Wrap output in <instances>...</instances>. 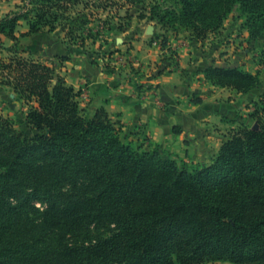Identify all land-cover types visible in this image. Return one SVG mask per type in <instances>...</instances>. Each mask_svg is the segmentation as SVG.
<instances>
[{
  "label": "trees",
  "instance_id": "trees-1",
  "mask_svg": "<svg viewBox=\"0 0 264 264\" xmlns=\"http://www.w3.org/2000/svg\"><path fill=\"white\" fill-rule=\"evenodd\" d=\"M107 1L21 0L0 19V34L13 41L0 61L1 84L29 105L26 123L35 132L20 133L0 115V264H264V97L251 103V125L239 123L211 163H178L123 139L104 109L87 117L79 92L52 67L22 56L19 37L59 27L69 42L95 40L90 18L76 8L104 10ZM173 1V8L151 7L147 18L202 39L238 7L248 39L264 40V0ZM21 21L28 31L17 36ZM174 57L169 51L171 65ZM130 72L143 88L140 71ZM202 75L239 94L263 83L240 67L208 66Z\"/></svg>",
  "mask_w": 264,
  "mask_h": 264
},
{
  "label": "crops",
  "instance_id": "crops-1",
  "mask_svg": "<svg viewBox=\"0 0 264 264\" xmlns=\"http://www.w3.org/2000/svg\"><path fill=\"white\" fill-rule=\"evenodd\" d=\"M19 6L21 0H0V19ZM99 9L98 18L109 23L102 36L95 35V40L86 39L80 45V39L69 42L65 28L59 27L19 37L22 56L52 67L74 92H79L77 101L87 117L104 109L112 121L119 123L126 141L144 150L157 147L178 163H211L236 128V111L254 102L262 85L239 94L212 85L202 75L203 70L208 66L240 67L259 74L256 67L249 65L252 54L259 56L264 49V40L259 38L260 48L255 49L258 39L249 40L242 26L238 29L232 22L226 24L228 20L217 32L202 39L184 30H164L147 18L148 12L124 0H108L106 8ZM89 21L87 28L94 33L96 20ZM119 23L123 25L121 30L117 29ZM27 31L26 23L21 21L15 34ZM162 40L164 47L160 45ZM12 45L11 39L0 34V61L9 57L5 49ZM169 51L175 54V65L166 59ZM130 63L140 71L136 81L143 88H137L129 79ZM162 65L165 70L157 74L153 68ZM106 67L114 69L115 75L109 74ZM0 95H7V118L20 116L27 127L29 105L11 87L1 84V79ZM27 129L30 136L35 133Z\"/></svg>",
  "mask_w": 264,
  "mask_h": 264
},
{
  "label": "rangeland",
  "instance_id": "rangeland-1",
  "mask_svg": "<svg viewBox=\"0 0 264 264\" xmlns=\"http://www.w3.org/2000/svg\"><path fill=\"white\" fill-rule=\"evenodd\" d=\"M142 9L146 12H148L150 10L151 7H156L158 11H162L164 9L167 8H173L175 7L174 1L173 0H145L142 4ZM140 6V7H141ZM83 8L81 5L78 6L76 8V10L81 11L80 9ZM100 9L96 8V7H89V9L85 10L84 13H86L88 15L89 18H93V19H99L101 20L102 18H98V15H100ZM109 19V18H108ZM227 23L232 22L233 24H236V27H238V29H240V27L242 26L241 23H243V19H242V13L240 12V10L238 9V7H235L233 9V11L231 12V14L229 15V17L227 18ZM258 43V48L255 49H259L260 45H261V40L258 39L257 40ZM253 47V46H252ZM251 50V49H250ZM254 50V49H252ZM260 56H255L252 54L251 56V63L249 65V68H257L262 80V86L260 89H258V92L260 95H257L256 97H254V101H257L259 99V97H264V57L259 58ZM1 81H4L1 76H0ZM232 96H230V100ZM240 100V99H239ZM242 100V99H241ZM245 100V99H244ZM236 100L233 99V102H235ZM246 103V102H245ZM252 102L250 103H246L245 105H241V103L239 105H241L240 109L236 111V119L235 120V125L234 127H237V125L239 123H245L247 126H250L252 121L247 117V114L249 113L250 109L252 108L251 105ZM249 105V106H248ZM0 113L2 115V117L7 119V95H0ZM12 120V125L14 126V128L20 132V133H24L27 136H30V132L27 129V127L24 125L23 120L20 118V116H15L13 115L11 117ZM105 233L103 230H95L92 229L91 230V235H97V234H103Z\"/></svg>",
  "mask_w": 264,
  "mask_h": 264
},
{
  "label": "built area",
  "instance_id": "built-area-1",
  "mask_svg": "<svg viewBox=\"0 0 264 264\" xmlns=\"http://www.w3.org/2000/svg\"><path fill=\"white\" fill-rule=\"evenodd\" d=\"M90 7H92L91 4H90ZM104 21L105 20H99V19L96 20V28H95V31H94V35H97L98 37L102 36V34L104 33V31L106 29V27L103 24ZM160 45H161V43H160ZM174 61H176V58L175 57H174ZM132 64H133V62H132ZM132 64L130 63V65H129L130 66L129 67V74H130L129 77H132V73L130 72V68L131 67L134 68ZM167 66H169V65H167ZM134 69H136V68H134ZM153 69H154L155 72H157V71H164L165 70V67H163V65L160 66V67H156L155 66Z\"/></svg>",
  "mask_w": 264,
  "mask_h": 264
},
{
  "label": "water",
  "instance_id": "water-1",
  "mask_svg": "<svg viewBox=\"0 0 264 264\" xmlns=\"http://www.w3.org/2000/svg\"><path fill=\"white\" fill-rule=\"evenodd\" d=\"M150 33V32H149Z\"/></svg>",
  "mask_w": 264,
  "mask_h": 264
}]
</instances>
